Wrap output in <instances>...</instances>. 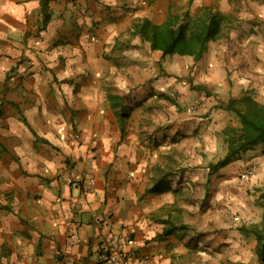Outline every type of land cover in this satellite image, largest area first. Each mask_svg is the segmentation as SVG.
Listing matches in <instances>:
<instances>
[{
    "label": "crops",
    "instance_id": "0c3cea01",
    "mask_svg": "<svg viewBox=\"0 0 264 264\" xmlns=\"http://www.w3.org/2000/svg\"><path fill=\"white\" fill-rule=\"evenodd\" d=\"M186 1L197 9L217 8L230 19L231 6L238 2L50 0L51 19L40 29L41 0H0V264H97L100 242L118 231L130 236L129 264H172L179 230L161 236L163 220L179 223L169 208L176 206L179 186L195 180H150L147 161L137 157L142 146L134 141L146 128L141 126L144 115L133 106L155 102L152 97L158 90L178 88V75L188 71H174L169 85L160 75L152 79L156 52L162 55L161 51L125 31L139 18L161 23ZM237 10L231 23L239 30L209 42L204 61H194L195 68L205 72L199 78L216 94L198 109L199 119L210 116L208 107L216 103V116L219 111L231 113L222 105L245 92L264 103V8L239 5ZM123 41L132 45L124 46ZM217 41H225L224 46L214 45ZM119 60L133 63L132 73L139 68L143 77L137 74L134 83L128 80L123 86L113 81L123 67ZM130 87L135 103H128L126 111L122 96ZM121 106L129 113L123 130L117 116ZM224 127L219 129L225 131ZM160 133L156 130L153 137ZM239 158L237 169L254 167L245 183L260 193L263 147ZM184 165L192 169L191 163ZM209 166L210 161L208 170ZM70 170L94 177L77 210L78 242L69 238L68 221L58 205V200L80 194L66 182ZM154 183L160 190L146 193Z\"/></svg>",
    "mask_w": 264,
    "mask_h": 264
},
{
    "label": "rangeland",
    "instance_id": "374dc122",
    "mask_svg": "<svg viewBox=\"0 0 264 264\" xmlns=\"http://www.w3.org/2000/svg\"><path fill=\"white\" fill-rule=\"evenodd\" d=\"M254 4L260 9L264 8V0H238L234 5L229 2L234 12L231 18L237 15L239 5L255 8ZM184 8H188L192 13L197 10L193 2L188 1L175 6V10L179 12ZM232 19L225 25L224 33L232 29L236 32L239 30L231 23ZM125 33L128 32L125 31ZM223 42L217 41L214 45L223 44L224 46L225 41ZM121 44L132 45L127 41ZM157 53L159 58L155 62L158 64L155 65L152 79L160 75L158 77H161L163 84L166 85L172 80L174 71H188V74L178 75V88L169 87L163 92L158 90L157 93L161 92V94L156 93L155 98L152 97L155 102L147 106L136 104L133 106L134 109L143 111L139 114L140 116L144 115L141 117V126L146 128L141 130L142 136L134 141L142 146L137 157L147 161L146 172L151 175L150 180L161 177L163 173L166 181H172L174 178L195 180H190V185L179 186L174 203L176 206L169 208V210L172 209L173 218L179 222L184 221L190 226L186 229L188 231L179 230L175 234L173 244L176 251L172 254L171 263L259 264L254 235L241 232L239 227H249L253 223H260L264 216V203L262 204L258 199L257 187L248 186L245 183L248 180H243L244 169H237V162L242 158L225 166L207 169L209 161L210 164L216 163L226 152L225 131L220 130L219 127L236 128L239 126L238 119L234 114L224 111L222 114L219 111L216 116L219 103L208 107L210 116L207 115L205 118L204 115L203 119H199L198 109L207 101L214 100L216 95L207 82L199 78L205 73L202 67L195 68L194 61L199 59L195 60L192 56H163ZM118 55L122 58L120 53ZM148 55L150 56V53ZM204 59L202 56V61ZM110 61L115 64L116 59L111 58ZM119 62H123V67L118 68L111 78L116 80L115 82L123 86L127 85L128 80L134 83L137 80V74L143 77V72L139 68L136 73H132L135 71L131 67L133 63L129 64L127 60H119ZM129 70H131V76H129ZM192 72L197 78L191 74ZM133 89L134 87H130L129 91L122 96L126 106L128 103H135L130 93ZM196 99H200L201 102L194 107ZM125 109L128 111V106ZM128 125L131 123L128 122ZM126 128H128L127 123ZM156 130L161 131L160 136L153 137ZM199 133L206 137L199 136ZM258 151L262 152V148ZM184 163H191L192 169L186 168ZM201 179L204 180V185L201 184ZM169 184L171 187L175 185ZM166 211L167 209L165 213Z\"/></svg>",
    "mask_w": 264,
    "mask_h": 264
},
{
    "label": "trees",
    "instance_id": "16d2710c",
    "mask_svg": "<svg viewBox=\"0 0 264 264\" xmlns=\"http://www.w3.org/2000/svg\"><path fill=\"white\" fill-rule=\"evenodd\" d=\"M49 1L41 0L42 26L44 28L51 19ZM229 16L212 6H202L195 12L189 9L169 13L161 23H154L148 18L136 19L128 29L132 36H139L141 41L148 42L152 50L161 51L162 55L202 57L207 50L208 43L224 36L225 25ZM119 99L120 96L114 95ZM222 107L236 116L238 127L225 129L226 153L216 163L210 164L209 169L225 166L241 157L248 150L261 145L264 152V103L259 102L250 92L236 97H230ZM123 106L117 112L121 129L129 116ZM164 173L157 179L161 184ZM159 183H154L146 189V193L159 191ZM264 202V189L258 195ZM165 227L161 236H168L175 230L190 228L185 223L178 224L172 219H164ZM239 230L254 235L256 239V254L259 264H264V216L260 223H253L249 227L241 226Z\"/></svg>",
    "mask_w": 264,
    "mask_h": 264
},
{
    "label": "built area",
    "instance_id": "2783aa9c",
    "mask_svg": "<svg viewBox=\"0 0 264 264\" xmlns=\"http://www.w3.org/2000/svg\"><path fill=\"white\" fill-rule=\"evenodd\" d=\"M200 99H196L194 102V107L199 105ZM254 172V167L247 168L243 174L242 178L246 181L249 180ZM66 182L79 189V195L71 200H58V205L60 209L64 212L67 224V233L72 242H78L79 236V220L77 217V210L82 196L89 192L90 187L94 183V177L91 175H85L84 173L76 172L75 170H70L66 175ZM130 243V236L128 232L118 231L111 232L106 239L100 242L97 252L98 263L97 264H129V255L127 251V246Z\"/></svg>",
    "mask_w": 264,
    "mask_h": 264
}]
</instances>
